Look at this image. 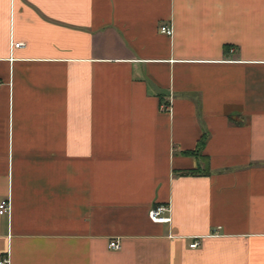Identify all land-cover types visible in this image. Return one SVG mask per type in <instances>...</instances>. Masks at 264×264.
I'll use <instances>...</instances> for the list:
<instances>
[{
  "label": "crops",
  "instance_id": "crops-1",
  "mask_svg": "<svg viewBox=\"0 0 264 264\" xmlns=\"http://www.w3.org/2000/svg\"><path fill=\"white\" fill-rule=\"evenodd\" d=\"M8 199L0 262L264 264V0H0Z\"/></svg>",
  "mask_w": 264,
  "mask_h": 264
},
{
  "label": "built area",
  "instance_id": "built-area-1",
  "mask_svg": "<svg viewBox=\"0 0 264 264\" xmlns=\"http://www.w3.org/2000/svg\"><path fill=\"white\" fill-rule=\"evenodd\" d=\"M162 33L168 35V36H173L174 30L172 27H163L162 28ZM23 46L22 44H17L16 47H21ZM169 208L167 207H158L153 209L150 212V218L154 223H159V224H166L171 222V217L166 216L165 214L169 213ZM11 213V203L10 199L3 201L0 204V215H10ZM110 249L114 251L120 250L121 243L119 240H114L110 243ZM199 247V243L195 242L191 245V248L196 249ZM0 264H11L9 258H6L0 262Z\"/></svg>",
  "mask_w": 264,
  "mask_h": 264
},
{
  "label": "trees",
  "instance_id": "trees-1",
  "mask_svg": "<svg viewBox=\"0 0 264 264\" xmlns=\"http://www.w3.org/2000/svg\"><path fill=\"white\" fill-rule=\"evenodd\" d=\"M183 174H185V175H194V176L200 175V173L198 171H190V172H185Z\"/></svg>",
  "mask_w": 264,
  "mask_h": 264
}]
</instances>
